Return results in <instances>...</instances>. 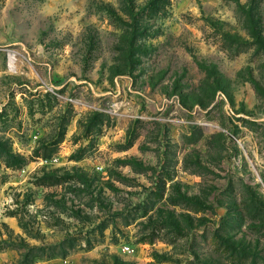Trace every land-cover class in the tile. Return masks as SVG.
Returning a JSON list of instances; mask_svg holds the SVG:
<instances>
[{"label": "rangeland", "instance_id": "374dc122", "mask_svg": "<svg viewBox=\"0 0 264 264\" xmlns=\"http://www.w3.org/2000/svg\"><path fill=\"white\" fill-rule=\"evenodd\" d=\"M27 262L264 264V0H0V264Z\"/></svg>", "mask_w": 264, "mask_h": 264}, {"label": "built area", "instance_id": "2783aa9c", "mask_svg": "<svg viewBox=\"0 0 264 264\" xmlns=\"http://www.w3.org/2000/svg\"><path fill=\"white\" fill-rule=\"evenodd\" d=\"M125 250H128V247H125Z\"/></svg>", "mask_w": 264, "mask_h": 264}, {"label": "trees", "instance_id": "16d2710c", "mask_svg": "<svg viewBox=\"0 0 264 264\" xmlns=\"http://www.w3.org/2000/svg\"><path fill=\"white\" fill-rule=\"evenodd\" d=\"M29 262H27V264H28Z\"/></svg>", "mask_w": 264, "mask_h": 264}]
</instances>
